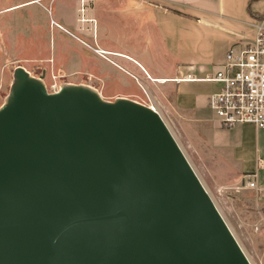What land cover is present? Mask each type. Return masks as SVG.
Returning a JSON list of instances; mask_svg holds the SVG:
<instances>
[{
	"label": "water",
	"instance_id": "95a60500",
	"mask_svg": "<svg viewBox=\"0 0 264 264\" xmlns=\"http://www.w3.org/2000/svg\"><path fill=\"white\" fill-rule=\"evenodd\" d=\"M0 107V264H252L161 114L23 66Z\"/></svg>",
	"mask_w": 264,
	"mask_h": 264
},
{
	"label": "crops",
	"instance_id": "0c3cea01",
	"mask_svg": "<svg viewBox=\"0 0 264 264\" xmlns=\"http://www.w3.org/2000/svg\"><path fill=\"white\" fill-rule=\"evenodd\" d=\"M43 1L47 0H24L7 6L0 5V16L29 2L37 3L54 15L56 0H49L47 5ZM82 1L84 8H81ZM78 4L81 13L88 18H81V21L95 23L93 32L98 23L97 38L96 35L93 38L95 45L91 46L95 54L100 49L113 56L110 59L113 66L119 65L129 73L143 71L165 84V90L173 89L175 110L186 116L192 130L191 138L204 150L210 149L212 155L218 156L212 163L219 165L225 183L247 185L252 177L257 187L249 190L263 192L264 128L250 123L223 127L208 106L209 95L219 91L221 84L208 81L205 77L214 75L221 68L230 48L238 49L255 38L257 30L254 24L264 14V0H73L71 3L72 6ZM101 16L105 20L107 16L109 24L107 28L104 27L102 37L99 34ZM64 18L65 14L60 11L51 24L69 34L74 33L87 45L84 38L63 24ZM149 19L152 27L148 26ZM70 23L74 24L72 21ZM113 24L124 31V37H115ZM88 28L91 31V27ZM126 29L130 30L128 37L125 36ZM17 31L13 21H0L1 73L5 65L20 61L13 58L9 51ZM152 39L155 47L150 46ZM112 40H118L124 49L114 48ZM131 42L135 44L131 46ZM159 57L162 62L158 61ZM32 62L34 60L18 65L28 68Z\"/></svg>",
	"mask_w": 264,
	"mask_h": 264
},
{
	"label": "rangeland",
	"instance_id": "374dc122",
	"mask_svg": "<svg viewBox=\"0 0 264 264\" xmlns=\"http://www.w3.org/2000/svg\"><path fill=\"white\" fill-rule=\"evenodd\" d=\"M22 1L24 0H0V5L7 6ZM71 1L73 2L56 0L54 15L35 2L20 4L1 13L0 21L10 20L17 26L15 42L9 51L13 58L20 61L5 65L2 73L0 72V107L12 91L16 81L15 70L22 66L18 64H27L30 60L34 62L28 68L23 67L33 77L40 79L49 93H59L66 87L82 85L98 92L107 102L125 98L153 107L161 114L251 263L264 264V191H251L245 184L233 186L225 183L223 174L219 172V165L212 163L218 156L212 155L210 149L205 151L203 146L191 138L192 130L186 116L175 110L174 90H165V84L152 79L143 71L129 73L119 65L113 66L110 60L113 56L110 54L97 53L101 57L95 54L92 47L95 45L94 36L97 38L98 23L96 22L93 32L95 23L81 21V18H88L81 13L80 4L72 6ZM43 2L47 5L49 0ZM81 5L84 8L83 1ZM60 11L69 19L68 22L64 18L63 24L84 38L87 45L77 39L74 33L69 34L51 24L53 18H58ZM102 18L101 16L100 37L105 32L104 27L109 26L107 16L106 20ZM148 22V26L152 27L150 19ZM114 26L115 37H124V31L114 24L112 28ZM88 27H91V31ZM129 31L126 29L125 36H129ZM112 41L114 48L124 49L118 40ZM144 43L143 41L142 44ZM132 44L135 43L131 42V46ZM150 46L155 47L153 39ZM158 61L162 62V58L159 57ZM115 62L123 65L120 61Z\"/></svg>",
	"mask_w": 264,
	"mask_h": 264
},
{
	"label": "built area",
	"instance_id": "2783aa9c",
	"mask_svg": "<svg viewBox=\"0 0 264 264\" xmlns=\"http://www.w3.org/2000/svg\"><path fill=\"white\" fill-rule=\"evenodd\" d=\"M254 25L255 38L238 49L230 48L221 68L205 77L221 84L209 95L208 106L223 127L250 123L264 128V14ZM247 187H257L254 178L248 179Z\"/></svg>",
	"mask_w": 264,
	"mask_h": 264
},
{
	"label": "bare ground",
	"instance_id": "6f19581e",
	"mask_svg": "<svg viewBox=\"0 0 264 264\" xmlns=\"http://www.w3.org/2000/svg\"><path fill=\"white\" fill-rule=\"evenodd\" d=\"M101 53H103L102 51H100ZM99 53V52H98Z\"/></svg>",
	"mask_w": 264,
	"mask_h": 264
},
{
	"label": "trees",
	"instance_id": "16d2710c",
	"mask_svg": "<svg viewBox=\"0 0 264 264\" xmlns=\"http://www.w3.org/2000/svg\"><path fill=\"white\" fill-rule=\"evenodd\" d=\"M261 17H262V16H261ZM261 17H260V18H261Z\"/></svg>",
	"mask_w": 264,
	"mask_h": 264
}]
</instances>
